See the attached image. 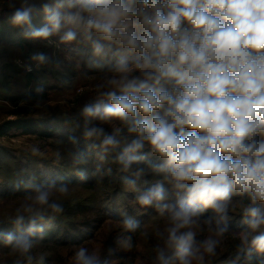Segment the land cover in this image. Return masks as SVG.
Masks as SVG:
<instances>
[{"label":"clouds","instance_id":"9594fccd","mask_svg":"<svg viewBox=\"0 0 264 264\" xmlns=\"http://www.w3.org/2000/svg\"><path fill=\"white\" fill-rule=\"evenodd\" d=\"M42 10L46 22L39 29L31 28L33 8L17 9L10 23L45 40L62 30L61 42L79 34L94 55L113 61L112 75L96 86L97 100L81 110L84 136L100 141L101 159L120 149L116 162L135 177L124 178L129 188L146 174L141 164L162 176L163 182L136 197L140 205L167 213L168 226L157 233L163 242L158 264H204L205 254L214 255L219 241H197L192 229L211 209L206 223L214 221L212 231L222 236L234 194L250 201L242 242L264 253V209L256 206L264 205V0H49ZM33 58L46 61L43 54ZM87 118L117 120L131 138L89 127ZM27 187L35 194L17 210L16 232H0L21 255L42 231L37 221L43 211H63L50 202L51 185ZM125 224L129 230L137 226ZM75 261L107 264L86 247Z\"/></svg>","mask_w":264,"mask_h":264},{"label":"trees","instance_id":"16d2710c","mask_svg":"<svg viewBox=\"0 0 264 264\" xmlns=\"http://www.w3.org/2000/svg\"><path fill=\"white\" fill-rule=\"evenodd\" d=\"M47 2L49 0H0V90H8L11 79L19 74L24 83L20 94L0 92V99L10 103L9 108H0V138L8 135V139H17L31 134L40 140H50L51 146V153L43 157L40 153L44 152L43 148L38 152L23 145L13 147L0 143V232H16L13 221L17 210L30 204V197L35 194L33 188L27 187L29 184L51 185L50 202L59 204L63 211H43L44 219L37 221L42 231L32 237L33 248L26 255L13 252L0 238V264H76L75 255L80 247L95 252L107 264H158L157 250L163 242L157 233L168 226L167 213L161 215L154 207L140 205L136 197L140 191L163 182L162 176L151 172L147 164H141L146 174L137 180L135 189L129 188L124 178L135 177L122 171V166L116 162L120 149L103 154L101 159L100 141L84 136L86 118L81 111L68 119L56 104L47 103L51 90L70 86L77 74L74 61L46 55L45 62L23 75L6 47L7 44L26 45L28 52H22L24 62H31L30 54L36 51L45 54L44 49H39L32 41L40 38L26 36L25 32L45 24L42 5ZM29 8H33L31 28L10 23L17 9ZM73 56L89 74L111 73L113 61L94 55L90 42L83 40ZM22 101L25 103L20 104ZM87 119L91 120L89 127L99 126L109 133H118L117 138L122 141L125 137L131 138L119 121L109 126ZM150 159L155 162V157ZM61 187L67 189L66 193L59 191ZM164 187L170 190L167 182ZM175 199L170 194L168 202L174 203ZM249 203L247 194L232 196L228 230L222 236H215L212 231L214 221L211 227L206 223L213 216L211 209L199 215L198 224L192 229L196 240L213 236L219 241L214 255L205 254L204 264H264V253L250 250V244L242 242V235L248 231L244 209ZM256 206L264 209L259 203ZM126 220L137 225L134 230L127 228Z\"/></svg>","mask_w":264,"mask_h":264},{"label":"rangeland","instance_id":"374dc122","mask_svg":"<svg viewBox=\"0 0 264 264\" xmlns=\"http://www.w3.org/2000/svg\"><path fill=\"white\" fill-rule=\"evenodd\" d=\"M63 32V30H62ZM62 32L57 35H53L49 37L47 40L45 39H33V43L40 48L44 49V53L36 51L35 53L30 54L31 62L23 61V53H27L26 45H10L7 44L6 47L12 57V60L16 65H18L21 69V73L24 75L26 72H31L36 67L41 65V62L34 59L33 57L38 54H43L44 56H60L59 58L65 60L69 59L70 61H74L77 64V74L72 78V82L69 87L63 90H51L50 95L48 97V104L54 105L56 104L64 113V116L68 119L73 117L77 112L81 111V107L87 104L91 99L98 98L97 85H100L106 81V79L112 75V72L107 75H99V74H89L80 67L77 63L76 58L73 56V53L79 49L80 45L83 43L82 36L78 34L77 39L71 42H61L60 35ZM31 39V38H30ZM24 90L23 76L19 74L16 77H13L10 81L8 90H0L2 94L7 95H17L20 94L21 91ZM22 101L20 104H24ZM10 103L8 100L0 99V108H9ZM9 118H12L10 116ZM93 119V118H92ZM96 120V119H94ZM99 123H103L99 120H96ZM117 120H113L110 123H103L105 125H113ZM8 135H4L0 138V143L4 145H10L13 147H17L23 145L25 148H31L39 152V149L43 148L44 152L42 153L43 157H47L49 153H51V146L48 144L50 140H40L37 137L32 136L31 134H26L23 138H7ZM6 258V257H3ZM6 261V259H5ZM1 263V261H0Z\"/></svg>","mask_w":264,"mask_h":264}]
</instances>
